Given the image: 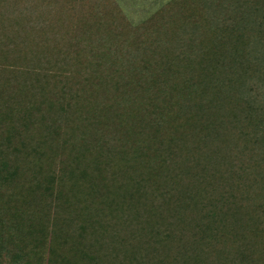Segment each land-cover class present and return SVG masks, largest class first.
Returning a JSON list of instances; mask_svg holds the SVG:
<instances>
[{"label": "trees", "instance_id": "16d2710c", "mask_svg": "<svg viewBox=\"0 0 264 264\" xmlns=\"http://www.w3.org/2000/svg\"><path fill=\"white\" fill-rule=\"evenodd\" d=\"M245 4L134 28L112 0H0V264H264V0Z\"/></svg>", "mask_w": 264, "mask_h": 264}, {"label": "rangeland", "instance_id": "374dc122", "mask_svg": "<svg viewBox=\"0 0 264 264\" xmlns=\"http://www.w3.org/2000/svg\"><path fill=\"white\" fill-rule=\"evenodd\" d=\"M149 1H151V3L153 1H156L157 4H156V6H154V8H152L153 7L152 5L148 6V9H149V13H147L148 16H147V18H145V20H143V17L141 15V10H137L135 12V15L133 14L134 16H132V18H130V16L127 17L125 15V13H123V11L119 7V5L116 3V1L112 0V2L114 3V5L118 9V11L120 12V15L123 17V19L125 20L127 25L134 27V28L140 27L143 23H145L149 19L160 14L163 11V9H165L173 0H147V5L149 4ZM248 1H250V0H242V2L244 3V6H245V7L244 6L243 7L245 8L246 12L251 11L250 6L245 4ZM260 12L264 13V11L258 10L259 15H260ZM133 18H135V21H134L135 23L132 25L131 20H133ZM161 21H162V19L160 20V23H161ZM250 198H251V202L253 204H264V181H263V184L259 183V189L250 193Z\"/></svg>", "mask_w": 264, "mask_h": 264}, {"label": "water", "instance_id": "95a60500", "mask_svg": "<svg viewBox=\"0 0 264 264\" xmlns=\"http://www.w3.org/2000/svg\"><path fill=\"white\" fill-rule=\"evenodd\" d=\"M115 1L127 17L130 16V18H132V16L135 15V12L137 10H141V15L143 17V20H145V18H147V16H148V14H147V13H149L148 6L152 5L153 6L152 8H154V6H156V4H157L156 1H153L152 3H151V1H149V4L147 5V0H115ZM131 21H132L131 23L133 25L135 23L134 22L135 18H133V20H131Z\"/></svg>", "mask_w": 264, "mask_h": 264}]
</instances>
